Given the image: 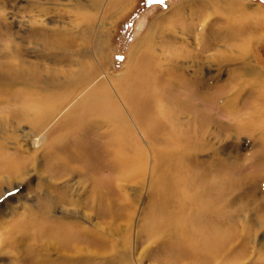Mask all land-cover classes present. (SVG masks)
Masks as SVG:
<instances>
[{
	"label": "rangeland",
	"instance_id": "1",
	"mask_svg": "<svg viewBox=\"0 0 264 264\" xmlns=\"http://www.w3.org/2000/svg\"><path fill=\"white\" fill-rule=\"evenodd\" d=\"M24 1L0 0V16H3L2 19H4L0 24V42L8 43L10 39L12 43L22 44L27 50L31 52L36 50L39 53L41 48L36 46L37 44L35 45L34 34L30 31L33 27L30 28L27 25V20L31 16L9 6L11 2L15 5V3L21 4ZM56 1L59 3L57 9L47 15L48 27L54 28L56 25L62 24L63 21L72 24L83 18L72 7L73 0ZM211 2L207 0H121L117 7L112 4V0H107L104 7L91 12L95 13L96 21L99 20L102 27L99 29L100 33H96V29L93 28L86 44L90 51L96 53L100 58L102 68L112 78V81H120V86L124 83L121 86L123 89L121 91L122 101L119 94L113 93V89L111 92L120 106L122 114L127 117H125L126 122H130L135 132V139H127L125 153L122 155L124 164L118 176H115V170H111L108 163L106 164L107 167L103 173L106 178L104 199L102 202H95L96 206L99 204L102 206L103 210L100 214L85 206L89 194L86 193L88 192L87 186L78 184V178L73 181L77 193L80 194L78 198L80 200L79 213L86 211L89 215L86 218L78 216L79 222L83 220L82 223L87 225L91 231H95L99 227L105 237V245L99 253L95 252V247L90 245L87 254L91 256V259L88 264H113L114 252H132L140 264H188L180 259L181 252H191V250L187 247L185 239L177 236L176 227L170 226V222L165 217L168 210L173 212L177 209V213H180L181 210L177 207L176 201L178 200L166 199L167 196L169 197L170 191L169 193L165 191V189H170L169 185L171 184L167 171L176 165L175 161L177 162L179 158L174 157L176 156L174 154L173 159L166 162L162 157L165 151L172 152L170 149L175 150V148L177 151L178 148H169L171 147L169 146L165 147L167 150L163 149L160 140L167 139V141L177 142V138L175 139L173 133L170 134L168 130L170 126L172 127L175 123L178 132L180 129L186 130L192 125L194 117H192L193 112L191 113L180 104L181 95L175 90V85H172V89H169L171 86H167L165 89L156 90V84L165 81L168 74L162 73L161 70L155 72L152 67L145 68L143 74L155 77L153 90L149 92L148 88L142 86L136 95V101L134 97H125L133 85L130 80L133 77H130L131 74L129 75V70H127L132 61L130 57L133 52L139 50L138 48L143 45L148 46L147 44L152 47H150V52L153 50L150 56L151 61L158 62V64L170 62L187 64L188 71H184V75L187 77L191 73L194 74L195 68L196 70L200 68V75L204 78L213 77L215 84L212 89H215L219 97V102L213 103L215 106L213 114L217 116L219 122L216 125L218 127L217 136L213 135L211 142L209 139L203 142L208 147L207 150L205 149L206 151L197 153L199 149L196 148L195 154L191 151L192 157L188 155L190 159L187 161V165L183 164L182 171L185 173V180L187 172L194 174L187 184L195 181L201 182L198 180L202 168H205L204 181L208 183L214 181L213 175L221 173L222 180L230 181V189L219 202L207 204L206 200L200 198L201 202H197V205L193 206L194 202L191 199L195 198L200 191L190 190L186 185H183L189 190L187 191L189 194L181 192L184 195L182 201L185 203L182 202L184 204L183 215L191 218L188 219L191 221L185 227H188L189 232L195 234H201L212 226L221 228L223 232L225 231L227 235L231 236L229 239V236L226 235L230 241L227 245L228 250L224 252H230V257L236 260L234 264H264V137H261L260 134L264 129V87H260V84L264 85V0H238V3H242L237 5L239 6L238 10L237 7L230 9L225 3L218 2V0ZM78 34L77 32L73 34L74 36L68 34L69 42L75 45L82 42L80 34ZM99 50L100 52H98ZM37 53L32 52L26 56L30 60L40 61ZM4 59L6 57L0 55V61ZM43 62L58 67L57 64L54 65L50 62V59H43ZM250 67L256 69L252 74L247 71ZM257 71L263 72V75L255 73ZM128 80H130L129 83ZM170 92L176 95L173 96ZM138 103L141 104V107ZM229 103L233 105L229 107ZM135 104L137 107L133 106ZM170 113L172 116H169ZM259 116L263 118L260 121ZM168 120L172 122L170 123ZM180 124L182 125L180 126ZM164 130L168 133H165ZM161 131L163 132L161 133ZM150 135L151 138H149ZM103 137L105 138V135ZM105 141H109V138H106ZM158 146L162 151L160 150V154L156 155L155 148L159 149ZM127 156L132 159L131 162L128 161L129 163L125 161ZM166 164H170V167ZM197 172L198 174H196ZM218 179L220 178H216V180ZM114 181H118L119 186L112 191L111 187ZM192 186L198 188L196 184H192ZM161 187L164 189L162 190ZM186 189L183 190L186 191ZM178 190L182 191V186ZM13 194L16 198H12L7 202V205L9 204V207L16 205V211L7 209L3 215L0 214V222H2L0 225V264H24V261L25 264H30L26 263L25 254L13 255V251L28 252L30 250L27 242H24L26 238L22 237L21 241L18 240V243L14 245L16 248H14L9 245L10 243L6 245L7 243L1 238V230L6 225L16 224L24 215L25 211L21 206V203L25 201L24 195L29 196L27 201L32 208L37 205L39 199L35 192L27 191L25 187L22 190L21 188L15 189ZM13 201H18V203L11 204ZM173 206L176 208L173 209ZM192 206L197 210L195 208L196 211L193 210ZM209 206L216 207V209H212V213L206 212L204 215L199 212L200 210H209L207 209ZM152 211L155 212L154 232H150L151 230L146 228L152 222L149 219L153 214ZM218 211H220V218L216 221L215 215H218ZM56 214H60V208H57ZM201 219L204 221L202 225L199 224ZM202 227L203 229H201ZM191 228L193 231L190 230ZM230 231L231 233H228ZM9 252L19 262L9 259Z\"/></svg>",
	"mask_w": 264,
	"mask_h": 264
},
{
	"label": "bare ground",
	"instance_id": "2",
	"mask_svg": "<svg viewBox=\"0 0 264 264\" xmlns=\"http://www.w3.org/2000/svg\"><path fill=\"white\" fill-rule=\"evenodd\" d=\"M120 1L112 0V4L118 7ZM207 1L214 2L215 0ZM237 1L218 0V2L225 3L230 9L237 7L238 10L239 6L237 5L240 2ZM73 2L72 7L83 18L72 24L62 20L63 23L56 25L54 28L48 27L49 22L46 19L52 10L57 9L59 3L56 0H25L21 4L15 3L14 5L13 2L9 4L10 7L19 9L18 11L28 13V16H31L27 20V25L30 28L33 27L30 29L34 34V37L32 36L33 41L36 40L35 45L37 44L36 46L41 48L39 53L36 50L32 52L37 53L40 61L28 59L27 56L32 52L22 44L12 43L10 39L9 42L7 40L8 43L0 42V55L6 57V59L0 61V214L3 215L7 209L16 211V205L15 207L7 205V202L11 201L12 198H16L13 194L15 189L21 188L22 190L25 187L27 191L32 190L35 192L39 199L34 208L27 201L29 196L24 195L25 201L23 202L19 200L22 202L24 215L20 217L19 222L16 224L13 223L3 227L1 238L7 243L6 245L10 243L9 245L12 247L18 243V240L21 241L22 237L26 238L24 242H27L28 249L31 251H13V255L25 254L26 263L29 262L30 264H88L91 259V256L87 254L90 245L94 246L95 252L98 253L103 249L105 245L104 232L99 227L95 231H91L87 225L82 223L83 220L79 222L80 218L78 216L86 218L89 215L86 211L79 213L80 200L78 198L80 194L77 193L73 181L78 178V184L87 186L88 192H85L89 194L85 206L100 214L103 210L102 206L100 204L96 206L95 202H102L104 199L106 178L103 173L105 167H107L106 164L108 163V167L113 171L115 170V176H118L124 164L122 155L125 153L127 139H135V132L130 122H126V116L124 117L122 114L120 106L111 92V89H113V93L119 94L121 99V91L123 90L121 86L124 83L120 86V81H115L116 83L112 81V78L102 68L100 58L96 53L91 52L86 44L93 28L96 29V33H100L99 29L102 27V23L99 20L96 21L95 13L91 12L104 7L107 0H73ZM2 18L3 16H0V24L4 21ZM75 32L80 34L78 35L82 40L76 45L68 40L70 39L68 34L74 36ZM147 45L140 46L141 48L133 52L130 57L132 61L127 70H129V75L131 74L130 77H133V79H130L133 85L130 88L131 90L127 91L125 97H134L135 100L142 86L148 88L149 92L153 90L155 77H148L143 74L147 68L152 67L155 72L161 70L162 73L166 72L168 74L165 81L156 84V90L158 91L159 88L165 89L167 86H171L169 89H172V85H175V90L181 95L180 104L190 110L191 113L193 112V115H191L194 117L190 127H187L189 124L185 125L186 130L180 129L178 132L175 123L172 127L170 126V129L166 126L170 134L173 133V137L177 138V142L167 141V139L160 140L163 149L169 146H171L169 148H178L177 151L176 148L175 150L170 149L172 152L165 151L166 154L163 152L162 157L166 162L173 159L174 154H176L174 157L179 158L177 162L175 161L176 165L174 164L175 166L167 171L171 184H167L170 189H165V191H168L167 193L170 191L169 197L167 196L166 199L178 200L176 201L178 203L177 207L181 210L180 213L176 212L177 209L173 212L168 210L165 217L170 222V226L176 227L177 236L185 239L187 247L191 250V252H181L182 257L180 259L188 264H234L236 260L230 257V252H224L228 250L227 245L231 236L227 235L225 231L223 232L221 228L213 226L205 229L202 232L203 234L189 232L188 227L185 226L190 223L191 220L188 219L191 218L184 216V210H182L185 203L182 201L184 195L181 192L189 194L187 192L189 190L183 185H186L190 190L200 191L195 198L191 199L194 202L193 206L197 205V202H201L200 198L206 200L207 204L219 202L228 194L230 189V181L222 180L221 173L212 174L214 181L208 183L204 181L205 168H202V171L198 168L201 171L198 181L201 182L197 183L195 181L187 184V181H191L194 174L187 172L185 180V173L182 171L183 164L187 165V161L190 159L188 158L191 156L190 152L192 151L195 154V148L199 149L197 153L206 151L208 147L203 142L208 139L211 142V137L213 135L217 136L218 127L216 125L219 122L217 116L213 114L215 107L213 103L217 104L219 97L215 89H212L215 84L214 78L201 76L200 68H197L198 70L195 68L194 74L191 73L187 77L184 75V71H188L186 69L187 64L184 65L180 62L177 64L170 62L166 65L165 63L158 64V62L151 61L150 56L153 50L150 52L152 47L150 44ZM101 58L104 59V57ZM43 59H50V62L54 65L57 64L58 67L47 65L43 62ZM255 70L252 67L247 69L251 74ZM255 73L260 76L263 75L261 71ZM130 80H128V83ZM260 87H264V85L260 84ZM172 94L173 96L176 95ZM138 104L141 107V104ZM229 105L231 107L233 104L229 103ZM133 106L137 107L136 104ZM132 114L134 113L132 112ZM137 116L139 115L137 114ZM169 116H172L171 113ZM258 119L260 121L263 118L259 116ZM121 121L122 123H120ZM155 128L157 129V127ZM104 129L106 130L102 132ZM156 129L154 130L157 131ZM164 132L168 133L165 130ZM154 134L153 136L156 135ZM260 134L261 137H264V129ZM103 135H105V138ZM106 138H109V141L106 142ZM149 138H151V135ZM136 144L138 145V143ZM167 148L165 149L167 150ZM160 150L162 151L160 148H155L156 155L160 154ZM211 159L213 160V158ZM125 161L129 163L132 159L127 156ZM169 165L168 167H170ZM216 178L220 179L216 180ZM167 180L166 182H168ZM118 181L113 182L112 191L118 188ZM192 184L198 185V188L192 186ZM181 186L182 191L178 190ZM183 189H186V191ZM15 202L18 203V201H13L11 204H15ZM219 207L221 208V206ZM57 208H60V214H56ZM175 208L173 206V209ZM194 208L193 210L196 209ZM207 209L209 210L205 209L199 212L202 215L206 212L212 213L216 207L209 206ZM157 211L159 210L157 209ZM154 213L150 217L148 216L152 222L148 221L150 223L146 228L151 230L150 232H154L153 228L155 229V226H153ZM219 214L220 211H218V215H215L217 217L216 221L220 218ZM201 221L203 220L201 219L200 223L199 220L197 222L200 225L204 224V221L202 223ZM156 222L158 221L156 220ZM158 225L160 226V224ZM191 226L194 225L191 224ZM206 226L205 228H207ZM190 230L193 231V228ZM228 233H231V231ZM226 235L229 236V239ZM8 255L9 259L19 262L18 259L13 258L10 252ZM112 257L113 264L138 263L132 252H114ZM23 263L25 264V261Z\"/></svg>",
	"mask_w": 264,
	"mask_h": 264
}]
</instances>
